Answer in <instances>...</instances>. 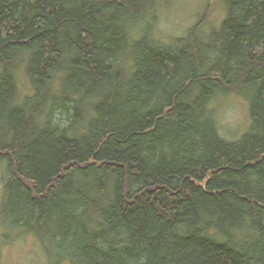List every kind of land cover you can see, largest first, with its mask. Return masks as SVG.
Listing matches in <instances>:
<instances>
[{
    "label": "trees",
    "instance_id": "obj_1",
    "mask_svg": "<svg viewBox=\"0 0 264 264\" xmlns=\"http://www.w3.org/2000/svg\"><path fill=\"white\" fill-rule=\"evenodd\" d=\"M161 1L0 0L1 215L71 264H264V0L170 43Z\"/></svg>",
    "mask_w": 264,
    "mask_h": 264
},
{
    "label": "rangeland",
    "instance_id": "obj_2",
    "mask_svg": "<svg viewBox=\"0 0 264 264\" xmlns=\"http://www.w3.org/2000/svg\"><path fill=\"white\" fill-rule=\"evenodd\" d=\"M221 0H162L153 22V34L170 43L198 23L208 31L217 28L225 17ZM136 35V34H134ZM26 80L21 82V97L30 93ZM220 133L228 140L241 137L249 127L248 101L232 94L219 103ZM6 164L0 161V205L3 199ZM43 242H42V241ZM31 233L14 231L1 215L0 206V264H71L61 260L52 242L44 241Z\"/></svg>",
    "mask_w": 264,
    "mask_h": 264
}]
</instances>
